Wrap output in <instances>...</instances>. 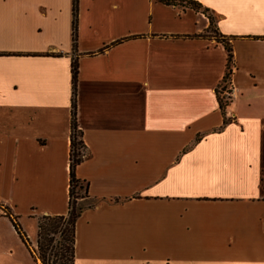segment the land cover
<instances>
[{
  "label": "crops",
  "instance_id": "crops-1",
  "mask_svg": "<svg viewBox=\"0 0 264 264\" xmlns=\"http://www.w3.org/2000/svg\"><path fill=\"white\" fill-rule=\"evenodd\" d=\"M185 1L219 38L181 1L78 0L74 45V0H0V264H35L7 213L34 247L68 214L74 62V264H264V0Z\"/></svg>",
  "mask_w": 264,
  "mask_h": 264
},
{
  "label": "trees",
  "instance_id": "trees-1",
  "mask_svg": "<svg viewBox=\"0 0 264 264\" xmlns=\"http://www.w3.org/2000/svg\"><path fill=\"white\" fill-rule=\"evenodd\" d=\"M166 4L176 5L178 2H183L188 7L196 11H201L208 15L211 22V33L218 37L217 27L214 18L209 14L207 9H204L201 4L194 1L185 0H161ZM77 4L78 0H74V20H73V43L77 42ZM224 44L227 53V69L224 81L221 87V93L225 90L231 76V65L233 63L232 46L229 41L221 40ZM78 63L72 64V83H73V100H72V121H71V154H70V202L69 211L66 216H42L38 218V249L43 262L47 260L51 264H74L75 261V229L76 223L85 209L91 207V202L88 200V188L87 185L76 177V169L84 159L85 144L83 142V134L78 127L76 117V95H77V83H78ZM220 93V91H219ZM221 109L225 112L227 102L224 99H220ZM77 189L84 190V195L80 196ZM7 217L10 218L14 228L19 234L24 244L29 248V241L26 235L22 232L16 218L7 213ZM65 225V229L60 233L61 241L57 245L56 260H49L48 255L51 251V247L54 243L53 236L58 234L61 227ZM51 256V255H50ZM47 261V262H48Z\"/></svg>",
  "mask_w": 264,
  "mask_h": 264
},
{
  "label": "rangeland",
  "instance_id": "rangeland-1",
  "mask_svg": "<svg viewBox=\"0 0 264 264\" xmlns=\"http://www.w3.org/2000/svg\"><path fill=\"white\" fill-rule=\"evenodd\" d=\"M212 35H214V34H212ZM77 192H78V194L80 195V196H83L84 195V190L83 189H81V190H79V189H77ZM5 222V221H4ZM65 229V225L64 226H62L61 227V229H60V231H59V233L58 234H56V235H54L53 236V238H54V243H53V245H52V247H51V251H50V253H49V255H48V259L49 260H56V253H57V245L60 243V241H61V231L62 230H64ZM29 245L33 248V250L35 251V253L37 254V256L39 257V259H40V261H41V264H51V262L50 261H46L45 263L43 262V260H42V258H41V255H40V252H39V249H38V245L36 246V247H34L33 245H32V243H30L29 242ZM51 255V256H50ZM34 260H35V262H36V256L34 255Z\"/></svg>",
  "mask_w": 264,
  "mask_h": 264
},
{
  "label": "built area",
  "instance_id": "built-area-1",
  "mask_svg": "<svg viewBox=\"0 0 264 264\" xmlns=\"http://www.w3.org/2000/svg\"><path fill=\"white\" fill-rule=\"evenodd\" d=\"M235 96H236L235 88H233L232 85L228 83L225 87V90L222 92V99L225 98L226 102L228 103L232 101V99L235 98ZM34 255L36 256L35 264H41V261L39 257L37 256V254L35 253V251H34Z\"/></svg>",
  "mask_w": 264,
  "mask_h": 264
}]
</instances>
